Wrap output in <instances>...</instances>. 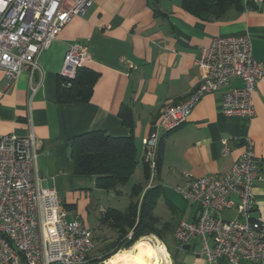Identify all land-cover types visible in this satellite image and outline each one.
<instances>
[{
    "label": "crops",
    "instance_id": "obj_1",
    "mask_svg": "<svg viewBox=\"0 0 264 264\" xmlns=\"http://www.w3.org/2000/svg\"><path fill=\"white\" fill-rule=\"evenodd\" d=\"M182 6L180 0H96L85 16L71 19L41 53L40 69L32 79L22 73L7 88L0 69V133L26 136L33 130L40 140L36 164L41 184L55 188L65 206H74L67 208L70 216L87 226L92 209L100 206L104 213L109 208L98 202L115 201L120 190L99 188L94 175L75 173L71 138L96 129L106 130L110 136H128L131 129L119 116L124 105L133 109L132 133L138 148L134 175H142V197L148 189L160 186L163 194L158 204L164 200L169 208L176 207L174 212L170 208L171 216L164 218L194 220L199 212L197 203L188 202L191 210L185 219L173 201V191L184 185V172L203 177L229 170L248 139L260 159L261 171L253 192V215L264 217V76L257 84L253 96L256 112L250 118L223 114L222 92L205 94L184 124L162 136L157 178L151 185L145 180L144 139L163 108L178 104L199 85L202 69L196 61L203 48L217 36L248 33L255 57L264 62V2L244 10L233 6L211 19ZM73 43L89 51L84 66L98 77L88 101L64 103L58 100V74ZM239 84V80H232V85ZM30 107L32 124L28 121ZM224 139L228 145L226 155L222 153ZM96 227L99 231L93 232L94 237L97 235L93 237L95 244L99 240L103 248L114 241L115 229L103 225L101 219ZM197 246H201L198 237L183 250L190 252ZM193 264H205V259Z\"/></svg>",
    "mask_w": 264,
    "mask_h": 264
},
{
    "label": "built area",
    "instance_id": "obj_2",
    "mask_svg": "<svg viewBox=\"0 0 264 264\" xmlns=\"http://www.w3.org/2000/svg\"><path fill=\"white\" fill-rule=\"evenodd\" d=\"M96 0H0V69L5 87L22 73L40 69L39 57L74 17L85 16ZM260 4L264 0H243ZM197 59L202 69L199 85L176 105L163 108L144 139V163L149 185L158 175L162 136L180 127L208 93L222 92L221 112L253 117L254 93L264 76V62L254 55L250 34L217 36ZM86 47L69 45L61 78L72 80L89 60ZM239 80V85H232ZM28 121L32 124L29 108ZM0 133V264H91L96 244L93 232L78 217L70 216L63 196L45 187L36 164L40 140ZM222 153L228 152L224 139ZM260 159L251 140L229 170L196 177L183 174L176 187L186 201L197 203L194 220H179L174 239L184 249L200 238L205 264H264V217L254 216ZM232 215L228 216L225 213ZM101 257L99 256L98 259Z\"/></svg>",
    "mask_w": 264,
    "mask_h": 264
},
{
    "label": "trees",
    "instance_id": "obj_3",
    "mask_svg": "<svg viewBox=\"0 0 264 264\" xmlns=\"http://www.w3.org/2000/svg\"><path fill=\"white\" fill-rule=\"evenodd\" d=\"M182 7L187 11L195 13L204 19L220 17L226 10L236 7L239 10L248 8L252 3L244 4L243 0H180ZM98 74L83 66L78 69L77 75L72 80L59 76L58 100L59 102L88 101L94 90ZM125 126L131 129L128 136H110L103 129H96L77 134L71 138V157L77 175H94L97 187L106 190H115L120 186H126L134 175L138 165V148L135 136L132 133L134 115L132 107L124 105L119 113ZM158 167L160 165V148ZM159 169V168H158ZM159 171V170H158ZM146 166L145 180H149L150 173ZM130 202L126 210L109 207L101 215V223L109 228L118 230L119 247L130 248L140 237L155 235L167 243V231H173L171 222L165 223L155 214L158 200L163 194L160 186L148 189L143 197L144 186L142 183L132 185ZM139 197L142 198L139 202ZM74 206L66 205V208ZM172 212L176 207L170 206ZM129 232H132L128 237ZM169 246V245H168ZM113 247V245L111 246ZM169 250H173L168 247ZM185 248H187L185 246ZM184 248V249H185ZM178 249V247H177ZM176 249L172 255L176 263L178 256ZM125 250V249H124ZM121 250L117 254H120ZM117 252V251H116ZM116 254V255H117ZM112 254L102 260L111 259ZM111 257V258H110ZM108 259V260H109ZM95 260V259H94ZM100 260L101 259H97Z\"/></svg>",
    "mask_w": 264,
    "mask_h": 264
},
{
    "label": "rangeland",
    "instance_id": "obj_4",
    "mask_svg": "<svg viewBox=\"0 0 264 264\" xmlns=\"http://www.w3.org/2000/svg\"><path fill=\"white\" fill-rule=\"evenodd\" d=\"M140 181L143 182L142 175H140L139 173L133 175L131 179L129 180V182L126 184V186L124 185V186L118 187V190H120V192L118 191L116 193L118 196L115 198L116 199L115 201L110 202L107 199H101L98 203L104 207H113V208H117L122 211L126 210L128 207L129 201H130L129 198H130V193L132 191V185L139 183ZM173 195H174L173 197L174 205L179 207L178 209L182 212L181 215H184V218L188 219L189 211L191 210L190 209L191 205L188 203V201H186L183 197H181V194H179L178 192L173 191ZM141 199L142 198L139 197V202ZM99 207L100 206H97L89 212L90 216L88 219V227H90L92 232H96V233H98L99 231L96 225L102 215V212H100ZM169 209L170 208L168 206V203H165L164 200H161L159 204L157 205V208L155 209V214L163 217L161 219L164 223L165 221L171 222V224L173 225V231L172 232L167 231V234H166L169 246L167 245V243L163 242L159 237L155 236L154 234L140 237L138 242H136L135 244L138 243L140 245H144L145 247L151 250L150 259L153 262V264H193L197 262L198 260L204 259L205 256L201 253L202 251L201 246H197L195 250L193 251L191 250L190 252H187L180 248L177 249L178 244L174 239V235L172 234L174 232V228L178 220L174 218L173 219L164 218V217L171 216V212ZM109 230L111 231V229ZM131 234L132 232H129L128 237L131 236ZM96 236L97 235H95V237ZM119 236H120L119 232L118 230H116V233L114 235V241L108 244L107 246L105 245L103 248L100 247L101 242L97 240L95 250H93L94 252L92 254L95 260H92L91 264H106L105 262H108L109 260H111L118 252L126 249V248L118 249L119 247L118 242L120 238ZM112 245L113 247H111ZM168 247H171L173 250L172 251L169 250ZM176 249L178 250L177 252L178 256H176L178 263L175 262L172 256L175 253ZM102 253L104 255L101 256L100 258L101 260L99 262V260L97 259ZM111 254L113 256V257L111 256L112 258L110 257L111 259L108 258L109 260L108 259L102 260Z\"/></svg>",
    "mask_w": 264,
    "mask_h": 264
},
{
    "label": "bare ground",
    "instance_id": "obj_5",
    "mask_svg": "<svg viewBox=\"0 0 264 264\" xmlns=\"http://www.w3.org/2000/svg\"><path fill=\"white\" fill-rule=\"evenodd\" d=\"M151 250L144 245L135 244L115 255L106 264H153L150 259Z\"/></svg>",
    "mask_w": 264,
    "mask_h": 264
}]
</instances>
